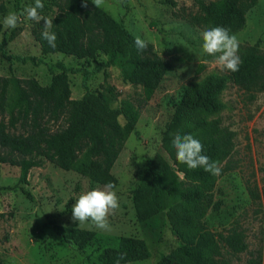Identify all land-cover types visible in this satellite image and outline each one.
<instances>
[{
	"label": "rangeland",
	"instance_id": "1",
	"mask_svg": "<svg viewBox=\"0 0 264 264\" xmlns=\"http://www.w3.org/2000/svg\"><path fill=\"white\" fill-rule=\"evenodd\" d=\"M58 1L42 0L44 8L40 14L52 21L50 31L59 26L55 19ZM174 1L175 4H163L160 0H105L102 7L123 22L134 36L151 43L169 63L159 86L144 101L141 86L125 81L117 64L101 65L107 60L105 54L89 62L61 52L42 54L32 29L44 27L43 20L24 18L17 28L6 29L3 18L10 12H23L34 5V0H0L6 7L0 13V42L6 32L4 47L12 56L9 59L0 52V76L35 78L41 85H47L51 78L48 67L60 71L57 62L67 67L97 68L87 79L86 87L80 71L68 72L72 98H80L86 89L100 90L109 84L116 90L112 106L119 107L123 101L139 106L135 129L111 169L120 208L109 218L110 230L97 229L90 222L78 225L72 219V206L80 194L104 185L93 182L86 174L45 161L29 170L25 187L32 199H27L19 187L0 191L1 264H104L100 258L102 251L118 247L123 237L142 239L149 250L146 259L124 264H155L180 244L165 212L148 215L136 202L134 190L155 153L168 158L161 137L182 92L189 85L203 84L209 76L225 77L227 71H221L215 58L203 52L202 33L211 27L193 20L198 11L195 1ZM245 18V24L231 32L239 42L238 55L244 44L264 49V0H256ZM15 56H34L42 62L34 63L30 58L22 61ZM217 98L224 107L206 115V119L220 120L221 127L232 130L235 136L230 154L217 161L222 171L215 175L214 189L207 198L204 224L214 232L226 233L232 227L243 230L247 248L225 254L229 264H247L249 258L259 254L264 263V91L251 96L227 79ZM118 120L121 124L125 122L121 115ZM19 174V167L0 163V186L15 185ZM246 181L257 185L259 201L251 199ZM55 224L78 230L82 245L64 241L54 231Z\"/></svg>",
	"mask_w": 264,
	"mask_h": 264
},
{
	"label": "trees",
	"instance_id": "2",
	"mask_svg": "<svg viewBox=\"0 0 264 264\" xmlns=\"http://www.w3.org/2000/svg\"><path fill=\"white\" fill-rule=\"evenodd\" d=\"M160 1L175 4L174 0ZM194 1L198 6L193 16L196 23H207L211 28L223 26L230 33L245 24L246 12L256 3V0ZM82 2L59 0L55 3V19L59 24L52 30L57 36L55 48L42 39L43 26L32 29L41 53L61 52L86 62L105 54L107 60L101 65L117 64L123 79L140 85L144 101L149 100L169 68L168 61L151 43L138 52L136 36L123 22L102 8H95L91 0L87 7ZM5 10V5L0 3V13ZM3 33L0 52L11 59L4 47L7 33ZM239 56L242 60L239 71H227L225 77L209 76L203 84L189 85L182 92L161 137V146L168 158L155 153L134 190L136 202L148 215L165 212L172 233L180 240L173 251L155 264H229L225 254L247 248L245 234L237 227L226 233L206 228L207 198L212 194L216 176L202 168L190 170L178 162L171 143L177 133L191 134L202 143L203 154L211 160L219 161L230 154L235 133L222 128L218 119L207 120L206 115L224 107L217 95L227 79L251 96L264 91V49L244 44ZM15 57L42 62L34 56ZM56 66L59 72L48 67L51 78L47 85H41L35 78L0 76V163L20 169L18 182L0 186V191L19 187L27 199H32L25 187L29 170L42 166L45 161L64 170L86 174L98 184H116L111 169L135 129L139 106L129 101H123L119 107L112 106L116 90L109 84L100 90L86 89L80 98H72L68 72L80 71L86 87L87 79L97 68L67 67L62 62ZM120 115L124 124L118 120ZM246 187L251 199L259 201L257 185L246 181ZM53 229L64 241L82 245L78 230L56 224ZM121 255L119 264H124L146 259L149 250L144 240L123 237L118 247L105 248L100 258L104 264H116ZM247 264H264L261 254L249 258Z\"/></svg>",
	"mask_w": 264,
	"mask_h": 264
},
{
	"label": "clouds",
	"instance_id": "3",
	"mask_svg": "<svg viewBox=\"0 0 264 264\" xmlns=\"http://www.w3.org/2000/svg\"><path fill=\"white\" fill-rule=\"evenodd\" d=\"M95 8H102L105 0H91ZM88 0H83L82 6L87 7ZM44 8L42 0H34V5L24 9L23 12H10L3 18V25L6 29H15L23 19L44 22V30L41 33L43 40L47 41L52 48L56 47L57 36L55 32L50 31L52 21L41 16V10ZM203 52L216 60L217 67L221 71L237 72L239 71L242 60L238 55L239 42L235 35L223 26H216L205 30L202 33ZM148 41L140 36L135 38V47L138 52H142L148 47ZM172 147L176 151V159L181 164L187 166L190 170L202 168L212 175H219L222 171L217 161L203 154V145L191 134L177 133L171 141ZM120 208V200L115 190V185L111 182L103 187L93 188L80 194L72 206V219L78 222V225L86 223L93 224L97 229L110 230L109 218L117 213ZM123 259L121 255L116 264Z\"/></svg>",
	"mask_w": 264,
	"mask_h": 264
}]
</instances>
